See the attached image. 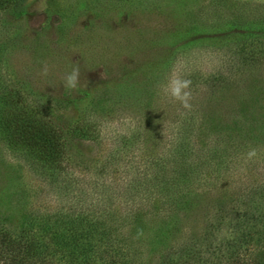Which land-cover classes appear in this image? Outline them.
I'll return each mask as SVG.
<instances>
[{
    "label": "rangeland",
    "instance_id": "rangeland-1",
    "mask_svg": "<svg viewBox=\"0 0 264 264\" xmlns=\"http://www.w3.org/2000/svg\"><path fill=\"white\" fill-rule=\"evenodd\" d=\"M249 52L253 58L244 63ZM74 67L80 72L76 90L63 84ZM173 75L191 79L190 109L164 94ZM7 92L25 99L28 108H46L64 127L75 122L94 127L96 138L70 143L73 159L89 160L90 171L76 166L54 178L11 147L1 123L12 99ZM243 100L247 106L240 105ZM206 113L212 119L203 139ZM189 114L199 129L192 140L214 155L210 167L201 163L191 172L196 205L184 215L157 198L156 213L139 220L124 215L142 198L110 200L105 192L95 206L120 214L106 217V230L129 233L125 243L139 251L130 248L127 260L132 256L137 264H154L162 250L184 240L197 248L230 235L229 216L219 224L211 215L215 211L226 208L237 218L236 213L250 217L257 209V190L264 192V0H26L19 9L0 12V226L16 228L37 210L55 215L71 209L80 192L77 179L88 186L77 208L96 203L92 178L106 177L108 189L120 194L129 186L127 178L156 156L154 134L165 153L178 128L187 136L189 122L183 120ZM169 153L174 154L171 148ZM95 167L106 173L100 177ZM135 185L128 187L133 193ZM262 242L264 231L254 234L243 253L246 264H256ZM219 258L208 261L229 264Z\"/></svg>",
    "mask_w": 264,
    "mask_h": 264
},
{
    "label": "trees",
    "instance_id": "trees-1",
    "mask_svg": "<svg viewBox=\"0 0 264 264\" xmlns=\"http://www.w3.org/2000/svg\"><path fill=\"white\" fill-rule=\"evenodd\" d=\"M25 1L0 0V12L19 9ZM255 33L253 32L252 35ZM241 36L242 33L238 35L240 38ZM251 58L253 56L249 52L244 63H247L249 59L251 61ZM7 94L11 95L12 99L9 100L11 101L10 104H7L1 113V123L5 129L7 142L11 147L26 152L37 162V166H40L44 172L49 173L54 178L59 175H68L76 166L78 169H89L92 165L89 160L82 158L78 162L73 159L70 143L73 138L89 136L94 138L97 134L94 135L96 132L94 127L87 126L82 122H75L64 127L48 113L46 108H28L25 99L18 98L19 96L14 93L7 92ZM222 99L221 107L224 109L223 106L226 105L224 104L226 102L224 101L225 98ZM244 104L247 106V100L240 102V105L243 106ZM209 109H211L210 106ZM210 113L205 114L204 125L200 130L203 131V139L210 133L205 130L208 118L209 120L212 119ZM183 121L189 122L187 136L183 135L185 129L178 128L175 135L172 136V147L166 145L168 149L165 153L161 151V148H166L164 147L165 144H162L160 138L154 134L152 145H157V149L155 148L156 156H153L150 161L147 160V164L143 165L136 175L127 178L129 180L127 185L129 184V186L124 187L120 194L108 189L109 184L105 183L106 177H103L101 181L98 177L92 178L91 189L96 193V203H87L85 206L80 204V207L77 208L79 206L77 204L81 202L79 199L81 191H88V186L81 187L77 179L73 183L75 186H79L77 190L80 192L75 194V205L71 209H66L65 212H56L55 215H45L37 210L29 215L24 224L22 223L16 228L0 226V264H137L132 256L131 260H127L129 250L139 251L125 243L129 233L124 234L120 232L119 228L111 230L108 228L109 232L106 230V217L110 216L111 219H115L120 214L115 215L106 212L102 209L103 207L99 211V208L95 206L100 201L99 197L105 198L104 193L108 192L107 197L110 200L119 198L135 203L138 198L139 200L142 198L140 205L129 207L130 209L124 215V217L134 218L133 220H139V217L143 219L151 213L153 216L156 209L160 207L154 204L157 198L164 205L168 203L172 211L181 212L185 215L186 211L196 203V197L192 196L193 174L191 172L201 163L203 166L210 167L214 155L211 147H208V153L204 154V149H200L192 140V135L199 130L192 125L195 123L194 116L189 114V119ZM215 121L220 120L216 118ZM147 137L145 138L146 141L151 140ZM169 148L172 149L173 155L170 153L165 155ZM162 153L164 157L160 155ZM174 155L176 157L171 161L170 156ZM201 158H205L204 161ZM94 171L97 175L100 173V177L106 173L103 167H95ZM131 183H136L135 188H138L136 187L138 184L140 190L138 189L137 193L131 192L128 188ZM260 186L261 188L264 187ZM150 187L155 190L154 193L149 190ZM259 191L260 188L257 190V198H255V200L257 199L255 203L257 209L249 211L250 217H247L246 213L240 212L236 213L238 216L235 218L233 216L234 211H231L232 214L229 215L228 211L225 210L226 208L215 211L216 214H211L216 215L214 220L219 224L220 222L224 223L225 216H229V227L227 226V228L230 235L228 234L224 239L213 244L208 243L197 248L191 244V241L187 244V240H184L176 247L172 245L173 247L162 250L163 253L158 255L154 264H211L214 263L211 256L215 255H217V259L220 257V260L225 258L226 263L229 264H246L242 257L244 251L248 250L247 244L251 242L254 234H261L264 231V207H261L264 204V192ZM138 192L145 193V196L138 195ZM249 196L250 192L248 198ZM88 207L89 209H87ZM233 218L234 221H232ZM207 234L208 232L204 234V237ZM232 234L234 239L233 236L231 237ZM260 244L258 249L260 257L256 264H264V242ZM202 251H204V255H200L203 253ZM105 254L113 256V260H105ZM215 262L221 263L219 260Z\"/></svg>",
    "mask_w": 264,
    "mask_h": 264
},
{
    "label": "clouds",
    "instance_id": "clouds-1",
    "mask_svg": "<svg viewBox=\"0 0 264 264\" xmlns=\"http://www.w3.org/2000/svg\"><path fill=\"white\" fill-rule=\"evenodd\" d=\"M44 75H47V68L44 69ZM64 87L68 89L76 90L80 87V72L78 68H73L71 72L67 73L64 81ZM191 86L192 81L188 78H182L179 75H173L169 77L167 82L163 86L164 94L170 97L172 100L179 103L183 109L191 108ZM255 153H249L254 155Z\"/></svg>",
    "mask_w": 264,
    "mask_h": 264
}]
</instances>
